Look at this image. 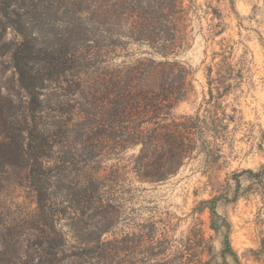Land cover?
<instances>
[{
	"label": "trees",
	"instance_id": "obj_1",
	"mask_svg": "<svg viewBox=\"0 0 264 264\" xmlns=\"http://www.w3.org/2000/svg\"><path fill=\"white\" fill-rule=\"evenodd\" d=\"M61 5L84 26L79 28L81 49L72 53L64 48L56 56L38 52L54 70L48 79L53 74L67 78L64 89L71 108L65 111L72 115L53 114L45 127H35L28 142L14 139L13 150L15 159L30 166L34 228L43 226L46 253L64 254L59 263L73 257L81 264H213L206 258L211 237L201 222L175 237L176 224L167 212L165 217H147L138 234L115 231L121 213L116 188L122 184V160L130 165L128 172L152 183L178 175L200 155L208 170L219 168L230 122L236 118L222 99L244 79V68L233 63L232 51L215 53L221 59L208 67L209 96L204 95L200 107L180 115L173 110L194 90L195 70L179 59L191 46L193 22L212 14L219 19L211 30L216 34L222 11L211 1L203 7L197 0H63ZM91 31L98 37L95 53V45H88ZM133 43L139 45L137 51H130ZM18 68L23 82L24 70ZM130 150L137 152L127 156ZM76 156L83 164L82 177L58 192L53 177L44 176ZM109 160H116L110 169L104 165ZM220 198L200 201L192 213L210 208L212 229H224V253L240 264L230 241L231 225L217 212ZM85 221H91L90 229L75 228ZM76 246L81 250L71 252Z\"/></svg>",
	"mask_w": 264,
	"mask_h": 264
},
{
	"label": "rangeland",
	"instance_id": "obj_2",
	"mask_svg": "<svg viewBox=\"0 0 264 264\" xmlns=\"http://www.w3.org/2000/svg\"><path fill=\"white\" fill-rule=\"evenodd\" d=\"M62 1L0 0V264H52V259L57 262L64 257L62 253L49 255L47 246H42L46 241L43 226L35 229L33 222L36 202L30 166L13 157L14 139L28 142L35 127H45L53 114L71 108L64 89L67 78L53 74L48 79L54 70L38 52L46 50L56 56L64 48L81 49L79 28L84 26L74 14L65 12ZM210 1L222 11V26L213 34L219 19L203 14L194 20L191 46L179 56L195 70L194 90L173 112L193 113L200 107L204 95L209 96L208 67L221 59L214 58L215 53L232 51L233 63L244 68V79L222 99L227 112L236 118L230 122V139L222 147L220 166L208 170L200 155L188 161L178 175L152 183L128 172L130 165L122 160V184L116 188L121 213L115 231L138 234L147 217H165L169 212L176 224L175 237L201 222L211 237L212 250L206 258H212L213 264H238L234 256L224 253V229H212L210 208L192 213L200 201L221 196L217 212L231 225L230 241L240 264H264V174H255L264 170V0H197L203 7ZM88 37L95 53L98 37L92 31ZM138 48L135 43L130 45V51ZM32 57L39 59L34 62ZM18 67L24 70L23 82ZM24 83L34 87L26 89ZM66 111L63 118L72 115ZM78 161L77 156L69 158L44 177H53L58 192L66 190L82 177L83 164ZM115 161L104 165L110 169ZM236 194L239 197L234 200ZM89 223L78 222L75 228L90 229ZM79 250L78 246L70 249ZM57 264L81 262L72 257Z\"/></svg>",
	"mask_w": 264,
	"mask_h": 264
}]
</instances>
